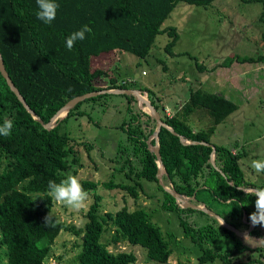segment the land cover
Returning <instances> with one entry per match:
<instances>
[{
	"label": "trees",
	"instance_id": "obj_1",
	"mask_svg": "<svg viewBox=\"0 0 264 264\" xmlns=\"http://www.w3.org/2000/svg\"><path fill=\"white\" fill-rule=\"evenodd\" d=\"M214 1L54 0L59 5L56 18L46 24L37 18L36 0H0V53L12 82L44 123L68 100L84 93L111 88L145 90L166 124L158 133L165 168L162 180L168 181L180 194L201 199L210 209L208 197L230 205V210L224 212V220L238 228L245 225L242 215L249 220L250 213L255 211L256 199L246 196L240 187H257L245 179L239 165L243 152L234 153L233 147L217 144H212L213 151L210 145L216 126L237 110L238 105L222 94L199 87L191 89L176 112L168 114L148 88L129 86L124 81L117 84L114 77H110L108 85H100L103 78L109 77L108 71L92 63L93 57L112 52H129L144 59L150 54L156 36L163 33L170 38L164 50L173 55L172 48L179 35L175 26L162 27L164 20L179 2L207 6ZM260 19L264 21V16ZM85 25L91 31L69 50L66 39ZM242 61H264V56L246 57ZM196 66L200 71L207 69L197 62ZM110 95H120L128 103L129 119L119 125L125 140L113 160L120 165L115 171L123 173L124 179L100 183L82 180L84 190L92 189L93 200L84 213L83 225L75 227L53 212L54 200L47 196L48 183H59L78 161L76 146L93 148L92 143L77 141L64 124L70 117L82 114L79 110L82 103ZM136 101L134 94H97L77 103L53 128L46 129L26 110L0 73V124L8 119L13 121L11 135L0 136V264H48L51 246L61 231L79 238L74 242L76 264H136L138 258L134 251L110 249V240L138 246L145 260L166 263L171 248L146 209L130 210L123 206L114 212L102 213V197L95 191L98 184L108 189L119 188L136 199L140 192L152 197L144 182H155L164 194L163 209H176L180 216L183 211H198L208 217L202 210L180 207L159 183L157 157L147 143L156 121L147 112L134 110L132 103ZM196 111H204L211 118L207 128L194 130L188 123L189 116ZM168 126L185 139L199 143H184ZM150 143L155 144V138ZM49 212L55 221L51 227L44 223ZM209 219L196 225L179 217L184 235L203 250L198 256L199 264L216 258L225 264H246L234 262V254L244 249H264L243 245L235 232L220 225L215 217ZM106 232L110 233V240L104 241ZM251 232L260 234L259 225ZM221 237L232 238V249L219 252L203 245Z\"/></svg>",
	"mask_w": 264,
	"mask_h": 264
},
{
	"label": "rangeland",
	"instance_id": "obj_2",
	"mask_svg": "<svg viewBox=\"0 0 264 264\" xmlns=\"http://www.w3.org/2000/svg\"><path fill=\"white\" fill-rule=\"evenodd\" d=\"M261 15L264 16V0H215L207 6L179 2L162 23V27L175 26L177 29L179 38L172 48L173 55L164 50L170 38L167 33H163L156 36L150 54L144 59L129 52H112L93 57L92 63L108 71L109 77L103 78L100 85H108L110 77H114L117 84L124 81L129 86L134 84L148 88L155 94L156 101L164 105L166 113L176 112L179 103L187 100L190 90L199 87L234 101L238 109L216 126L210 142L233 147L234 153L243 152L239 165L245 179L258 188L264 186V173H256L250 163L256 159L264 160V61L244 62L242 59L264 56V21L260 19ZM196 62L207 69L200 71ZM141 94L144 99L148 98L145 90H141ZM126 101L120 95H110L84 102L79 108L82 114L68 119L64 125L70 135L79 142L92 143L93 148L87 150L83 145L75 147L78 161L65 172L64 178L75 175L80 182L87 179L98 183L124 179L123 173L115 171L114 168L120 165L113 160L125 140L119 125L129 119ZM132 107L134 110H145L138 100L132 103ZM188 123L194 130L205 129L210 125L211 118L204 111H196L193 116H189ZM144 183L152 197L140 192L134 199L119 188L108 189L101 184L97 185L95 191L102 197V213L114 212L123 206L130 210L145 208L149 218L159 225L163 237L169 243L171 254L167 262L145 260L138 246H131L126 241L110 242V233L106 232L103 240H110L108 248L134 251L138 258L136 264H199L198 256L203 250L184 235L179 217L189 224L202 225L213 216L207 213V217L198 211H183L180 216L175 212L176 209H163L162 190L155 182ZM163 183L171 188L168 181L163 180ZM20 188L24 189L23 186ZM85 191L88 193L86 209L74 211L54 200L53 212L75 227L82 226L84 213L93 200L92 189ZM207 200L211 210L224 219V212L230 210V205H223L213 197ZM188 201L206 206L195 196ZM241 219L245 225L237 229L246 233L250 231L247 234L250 236L248 242L244 236L235 233L242 244L249 248L264 247V227L259 226L260 234L251 232L250 220L245 215ZM78 239L68 231H61L51 246L48 264H76L74 242ZM203 245L224 252L232 249L233 240L231 237L228 240L221 237ZM233 261L264 264V249H244L234 254ZM205 264L225 263L216 258Z\"/></svg>",
	"mask_w": 264,
	"mask_h": 264
},
{
	"label": "clouds",
	"instance_id": "obj_3",
	"mask_svg": "<svg viewBox=\"0 0 264 264\" xmlns=\"http://www.w3.org/2000/svg\"><path fill=\"white\" fill-rule=\"evenodd\" d=\"M38 11L37 18L46 24H50L57 14L59 5L54 0H36ZM91 29L85 25L81 29L74 31L66 39V47L71 50L75 42L84 40L85 34ZM13 130V121L8 119L0 124V136L9 137ZM250 166L256 173H264V160H252ZM246 196H255V211L250 213L249 220L252 226L264 227V188L240 187ZM47 196L55 200L57 203L70 208L74 211L86 209L88 201V193L84 190L80 180L75 175H68L59 183L49 181ZM45 226L51 227L55 225L51 212L44 217ZM224 223L223 218L220 225ZM250 236L245 234L244 239L248 242Z\"/></svg>",
	"mask_w": 264,
	"mask_h": 264
},
{
	"label": "water",
	"instance_id": "obj_4",
	"mask_svg": "<svg viewBox=\"0 0 264 264\" xmlns=\"http://www.w3.org/2000/svg\"><path fill=\"white\" fill-rule=\"evenodd\" d=\"M0 73L1 75L4 77L7 85L9 86V88L14 92V94L17 96V98L19 99V101L22 103V105L26 108V110L31 114V116L38 122H40L43 127H45L46 129H51L53 128L57 122L59 121V118H63L65 115H67V113L69 112V110L71 108H73L77 103L83 101L86 98L95 96L97 94H103V93H110V94H134L137 98L138 101H141V104L144 105L145 110L144 112H147L152 118L155 119L156 121V128L153 131V133L149 136L147 143H148V148L151 152H153L156 157H157V164H158V169H157V173L156 176L158 178L159 183L162 185V187L164 188V190H166L167 192H169L174 198L176 203H178L181 207H189V208H193V209H197V210H202L210 215H212L213 217L217 218L218 220L221 221L222 217L217 214L216 212L212 211L211 209H209L207 206H201V205H197V204H193L191 202H189L188 200H192L194 199V195L192 197H187L183 194L178 193L172 186L171 188H168L164 185L163 180H162V175L165 173V168L163 165V162L161 160V155L159 152V143H158V138H159V131L161 126H166V124L162 121L159 112L155 109V107L151 104L149 98L144 99L142 97L141 94V90L137 89V88H111V89H101L98 91H92L89 93H84L78 96H75L73 98H71L70 100H68L61 108H59L54 115L51 117V119L44 123L42 121V119L30 108V106L27 104V102L25 101V98L21 95L20 91L18 90V88L14 85V83L12 82L5 66L3 63V59L0 53ZM169 130L176 134L177 136H179V138L184 142V143H199L198 141H192V140H188L185 139L182 135L178 134L172 127L168 126ZM152 138H155L156 143L155 144H151L150 140ZM201 143H205V144H210V143H206V142H201ZM212 147V150L214 151V146L212 144H210ZM211 161L213 162V158L211 159ZM224 220V219H223ZM224 227L228 228L229 230L234 231L236 234H238L239 236H245V234H248L249 232H241L240 230H238L236 227L232 226L231 224L227 223L224 220V223L222 224ZM249 227L250 230H252L255 226H252L251 222L249 221Z\"/></svg>",
	"mask_w": 264,
	"mask_h": 264
},
{
	"label": "built area",
	"instance_id": "obj_5",
	"mask_svg": "<svg viewBox=\"0 0 264 264\" xmlns=\"http://www.w3.org/2000/svg\"><path fill=\"white\" fill-rule=\"evenodd\" d=\"M168 113V112H167ZM169 114V113H168Z\"/></svg>",
	"mask_w": 264,
	"mask_h": 264
},
{
	"label": "bare ground",
	"instance_id": "obj_6",
	"mask_svg": "<svg viewBox=\"0 0 264 264\" xmlns=\"http://www.w3.org/2000/svg\"><path fill=\"white\" fill-rule=\"evenodd\" d=\"M147 98V97H146Z\"/></svg>",
	"mask_w": 264,
	"mask_h": 264
}]
</instances>
